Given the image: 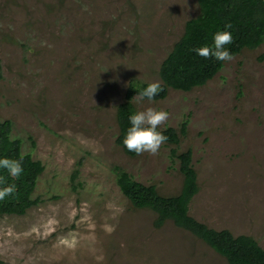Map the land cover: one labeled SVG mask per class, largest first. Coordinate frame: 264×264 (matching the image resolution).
<instances>
[{"label": "rangeland", "instance_id": "374dc122", "mask_svg": "<svg viewBox=\"0 0 264 264\" xmlns=\"http://www.w3.org/2000/svg\"><path fill=\"white\" fill-rule=\"evenodd\" d=\"M198 13L196 0H0V120L44 166L40 203L0 217V264H227L170 222L155 229L112 172L179 193L175 147L128 157L115 144V114L131 79L161 83L162 61ZM132 101L167 111L160 129L188 121L177 151L192 152L197 173L190 216L264 249V45L202 87Z\"/></svg>", "mask_w": 264, "mask_h": 264}, {"label": "trees", "instance_id": "16d2710c", "mask_svg": "<svg viewBox=\"0 0 264 264\" xmlns=\"http://www.w3.org/2000/svg\"><path fill=\"white\" fill-rule=\"evenodd\" d=\"M199 13L184 24L180 39L173 45L159 68V78L163 90L153 99L160 101L167 95L168 89L189 92L207 84L222 68L225 61L204 58L190 51L193 47L210 44L212 34L227 29L232 33L233 41L227 45L235 57L243 49L255 50L264 45V0H196ZM147 83L131 79L126 88L124 101L116 107L118 133L115 144L128 157L139 154L128 151L122 144L126 128L129 126L128 115L136 111L133 105L135 91ZM188 121L180 124L179 131L172 127L160 129L168 136L162 145L175 147L170 149V158L178 162L182 175V186L175 196H161L153 185L137 182L132 175L119 166L112 172L121 194L129 201L133 209L149 210L154 214L153 227L159 229L165 223L172 225L200 240L214 253L224 258L227 264H264V249L257 241L246 235L234 237L229 231H216L198 222L190 216V204L199 192L197 173L192 164V152L178 153L181 137L185 136ZM12 123L0 120V156L22 161L23 172L19 177H12L7 170L0 169V187L14 183L16 190L0 200L1 216H23L40 203L34 198L39 177L44 171L43 164L33 159L31 153H23L21 142L11 138ZM78 175L76 170L72 179ZM75 188V187H74Z\"/></svg>", "mask_w": 264, "mask_h": 264}, {"label": "clouds", "instance_id": "9594fccd", "mask_svg": "<svg viewBox=\"0 0 264 264\" xmlns=\"http://www.w3.org/2000/svg\"><path fill=\"white\" fill-rule=\"evenodd\" d=\"M231 28L230 23L224 25V30H217L212 34L211 43L198 47H193L190 51L204 58H213L217 61H230L233 56L227 45L233 41V36L227 29ZM163 90L160 82H151L146 86L135 91L131 97L136 103L145 100L151 102ZM169 113L165 110H158L153 107H147L130 113L127 117L129 126L126 128L122 144L130 152L140 154L147 152L155 155L159 152L161 145L166 143L168 136L158 126L164 124L168 119ZM0 169L7 170L12 177H19L23 172L22 161L11 159L7 156H0ZM0 177V182H2ZM16 190L14 183L5 184L0 187V200L11 195Z\"/></svg>", "mask_w": 264, "mask_h": 264}]
</instances>
